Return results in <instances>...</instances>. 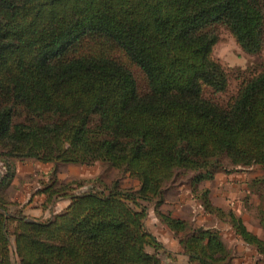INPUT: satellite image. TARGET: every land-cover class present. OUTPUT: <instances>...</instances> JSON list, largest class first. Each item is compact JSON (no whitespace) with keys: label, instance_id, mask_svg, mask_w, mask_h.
Here are the masks:
<instances>
[{"label":"trees","instance_id":"1","mask_svg":"<svg viewBox=\"0 0 264 264\" xmlns=\"http://www.w3.org/2000/svg\"><path fill=\"white\" fill-rule=\"evenodd\" d=\"M221 24L245 51H264V0H0V264H14V254L20 264H164L143 202L159 208L180 172H197V186L225 158L264 167V70L228 105L206 96L229 85L213 56ZM104 44L143 70L148 93ZM25 159L105 163L140 186L115 181L74 194L55 181L40 191L46 203L63 197L70 205L47 220L30 218L11 213L3 193L15 161ZM203 199L207 211L225 215L207 193ZM159 215L178 235L187 228ZM227 216L264 255V239L235 212ZM179 238L189 264H232L217 232Z\"/></svg>","mask_w":264,"mask_h":264},{"label":"rangeland","instance_id":"2","mask_svg":"<svg viewBox=\"0 0 264 264\" xmlns=\"http://www.w3.org/2000/svg\"><path fill=\"white\" fill-rule=\"evenodd\" d=\"M219 40L214 47L213 56L222 65L228 75V88L221 93L207 89L206 96L221 105H228L239 93L243 84L258 72L264 70V51L253 54L245 51L236 41L231 30L226 25L214 27ZM105 53L129 67L137 81L141 94L149 92V84L143 70L133 63L115 45L104 44ZM0 156V180L6 170L2 166ZM15 176L10 186L3 192L5 199L11 203L8 208L13 214H23L30 218L47 220L58 211L63 210L66 199L57 198L47 204L40 196V191L54 183L59 189H68L72 193H83L88 190L102 189L115 181L126 190H138L140 181L127 176L120 169L105 164H49L33 159L16 160ZM225 167L215 173L213 178L205 179L199 185H193L197 176L195 171H182L166 192L165 203L159 208L154 201L143 202L148 207L145 219L147 229L163 245L159 250L164 264H189L188 257L179 236H189L195 230L213 231L219 233L229 249L232 264H264V255L257 252L252 245L246 244L236 233L227 214L230 211L243 219L250 231L264 239V167H236L225 158ZM209 198L213 206L220 208L225 215L212 214L205 209L204 197ZM47 196V195H46ZM41 208L42 211H39ZM159 211V212H158ZM172 215L186 222L187 228L179 235L171 230L161 219L159 213ZM15 222H11V230ZM180 246L171 247L172 241ZM13 249L15 239L12 236ZM154 251L153 247H149ZM176 251V252H174ZM14 264H20L14 254Z\"/></svg>","mask_w":264,"mask_h":264},{"label":"crops","instance_id":"3","mask_svg":"<svg viewBox=\"0 0 264 264\" xmlns=\"http://www.w3.org/2000/svg\"><path fill=\"white\" fill-rule=\"evenodd\" d=\"M49 164H52V163H46V165H49ZM40 196H42L41 198L42 199H45V200H47V196L45 195V194H40ZM63 199V198H62ZM64 199H66V201H64V202H62V203H64V206H63V210H65L69 205H70V203H71V199L70 198H64ZM58 201V200H57ZM57 201L55 200V202H56V204H57ZM42 209L43 208H41L39 211H42ZM63 210H61V211H58V213H60V212H62ZM56 214V213H55ZM178 246H180L179 245V243L177 242V241H172L171 242V247L174 249V247H178ZM174 252H176V251H174Z\"/></svg>","mask_w":264,"mask_h":264}]
</instances>
